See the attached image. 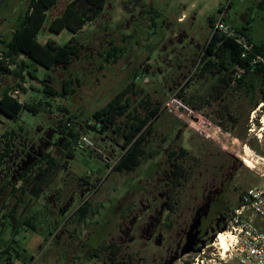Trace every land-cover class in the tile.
Returning a JSON list of instances; mask_svg holds the SVG:
<instances>
[{
    "label": "rangeland",
    "instance_id": "rangeland-1",
    "mask_svg": "<svg viewBox=\"0 0 264 264\" xmlns=\"http://www.w3.org/2000/svg\"><path fill=\"white\" fill-rule=\"evenodd\" d=\"M68 1H45L47 20L37 39L61 44L74 35L82 44L79 55L67 69L58 66L46 71L36 66L34 72L39 79L50 74L45 83L61 96L43 98L42 85L28 76L21 83L25 91L14 87L11 78L0 76V91L11 86L18 89L12 94L20 101L42 99L37 114L25 110L9 118L0 113V134L14 130L8 161L0 164V263L170 264L173 257L165 256L166 245L156 244L154 236L147 240L148 232L181 234L195 219L197 209L215 197L217 204L202 220V229L213 230L198 244V251L172 264L195 260L238 264L212 243L218 233L228 234L222 213L230 215L246 189L263 184L243 163L241 154L246 145L264 155V105L252 109L253 101L242 86H227L219 80L220 73L200 70L212 32L210 15L215 19L222 11L233 26L249 21L247 32L252 40L264 39L263 11L255 5L258 0H107L97 17L75 34L65 27L51 31L50 21ZM26 2L3 0L0 4V48ZM183 13L185 17L178 20ZM113 46L118 48L115 59L106 56ZM68 78L73 80V92L61 94L62 80ZM131 80L136 84L126 92L131 113L143 115L157 102L161 106L150 121L145 145L152 156L143 157L132 171L118 172L112 166L123 151L120 130H90L87 124H92L91 113ZM126 118L125 114L117 116V125ZM82 135L91 145L75 147L74 156L67 158V149ZM179 149L185 154L175 157L189 168L188 179L179 187L174 213L156 227L155 217L169 187L164 183L167 161L174 159L167 153ZM44 151H49L55 163L40 162L29 170V181H25L21 170ZM39 169L45 171L37 174ZM20 186L25 187L23 195ZM85 200L89 212L84 221H78L75 210ZM252 217L264 229V221ZM27 219L33 228L26 225ZM5 248L7 253L2 254Z\"/></svg>",
    "mask_w": 264,
    "mask_h": 264
},
{
    "label": "trees",
    "instance_id": "trees-1",
    "mask_svg": "<svg viewBox=\"0 0 264 264\" xmlns=\"http://www.w3.org/2000/svg\"><path fill=\"white\" fill-rule=\"evenodd\" d=\"M45 1L46 0H27L23 11L19 12L16 16L15 25L10 37L7 40H1L0 76L4 75L5 77L11 78L14 87H18L23 91H25V88L22 87L21 83L25 81V76L35 79L42 85V97L52 100L57 97V95H61L45 83L49 78L51 79V75L45 73V77L39 79L34 74L36 71L35 67H42L46 71H51L58 66L67 69L73 59L79 55L82 44L76 40L74 35H71L61 44H58L52 39H48L44 42H40L37 39L40 29L47 20L44 6ZM106 2L107 0H70L65 4L62 12L50 21L49 29L51 31H57L65 27L68 31L75 34L86 22L97 17ZM255 5L259 10L263 11L261 19L264 27V0H258ZM221 10H223V7H221ZM222 18L227 22L224 19L225 15H223ZM208 20L209 25L213 28L215 19L210 15ZM231 26L237 33L245 38L246 44H248L249 47L244 48L233 38L217 30L212 31L203 52L205 59L202 62L200 72H210L214 75L220 73L219 80L224 81L225 85L242 86L244 93L253 101L252 109H254L258 104L264 101V39L258 42L252 40L247 32L250 28L249 21H245L241 26ZM117 51L118 48L113 46L106 51V56L115 59ZM20 56L22 59L17 60ZM30 66H33V68L31 69ZM72 81L71 78L62 80L61 94L73 92L71 88ZM10 87L6 86L0 91V113L9 118H17L21 112L25 110L29 111L31 114L38 113L42 99L38 102L20 101L12 94L17 92L18 89ZM134 87H136V84L131 80L106 104L93 111L90 115L92 124H87L90 130L105 131L110 128H112L113 132L120 130L119 135H121L123 139L121 144L123 151L113 164V171H132L140 164L143 157L152 156L145 145L149 142L148 135L151 129L150 121L158 115L161 102L155 103V105L149 108L143 115L131 113L128 110L129 102L126 92L133 90ZM220 91L221 89L217 90L218 93ZM146 102L150 104L149 100L145 98V103ZM45 104L48 106L50 105L49 102H45ZM122 114H125L128 118L119 126L116 123V119L117 116ZM63 127L70 129L68 125ZM18 129H20V127ZM13 138L14 130H8V132L5 130L0 134V164L8 161L6 158H8L11 152L13 145L10 140H13ZM77 140L67 149L65 154L67 158H72L74 156ZM178 154H181V156L184 155L185 150L179 149L178 153L171 151L169 156ZM42 161H45L47 165H51L55 163L56 160L51 157L49 151H44L40 158H36L31 164L25 166L21 170L20 177L25 179V181H29L26 180L29 170ZM67 162L68 160L66 159L64 164H67ZM43 171H45V169H39L37 174L43 173ZM82 180L84 181L85 179L82 178ZM6 183L10 184L9 180H6ZM24 189V186L19 187L21 195L24 194ZM15 190L16 189L12 186L11 191L15 192ZM21 199L22 196L18 197L17 203ZM241 202L242 195L239 196L237 206L240 205ZM16 206L17 204H14L10 213L14 212ZM89 207L90 204L87 200L79 205L75 213L78 221H84L89 212ZM230 215L222 213L221 219L228 220ZM25 223L31 228L34 227L28 219L25 220ZM4 253H7V248L2 252V254ZM0 264H6V262L1 261Z\"/></svg>",
    "mask_w": 264,
    "mask_h": 264
},
{
    "label": "built area",
    "instance_id": "built-area-1",
    "mask_svg": "<svg viewBox=\"0 0 264 264\" xmlns=\"http://www.w3.org/2000/svg\"><path fill=\"white\" fill-rule=\"evenodd\" d=\"M222 11L219 12L213 23L212 31L217 30L224 35L233 38L244 48H248L245 38L237 33L233 27L223 20ZM91 145V142L84 136H80L75 147ZM241 159L263 184L252 186L242 194V202L233 209L227 220L224 236L226 250L229 258H234L238 264H264V229L255 224L252 216L264 221V155L256 154L248 146L244 145ZM246 210H249L248 214ZM219 235V233L217 234ZM216 235V237H217ZM212 243L217 245L218 240ZM191 264H199L197 260Z\"/></svg>",
    "mask_w": 264,
    "mask_h": 264
},
{
    "label": "flooded vegetation",
    "instance_id": "flooded-vegetation-1",
    "mask_svg": "<svg viewBox=\"0 0 264 264\" xmlns=\"http://www.w3.org/2000/svg\"><path fill=\"white\" fill-rule=\"evenodd\" d=\"M179 152V150L177 151V153ZM169 156V152L167 153ZM177 155H173L172 157L174 158L172 161H167L169 163V170H167L165 172V179H164V183L166 185H169L168 189L166 190V192L164 193V201L161 204V209L159 210L157 216L155 217V226L157 227L158 224L163 223V218L165 217H169L172 215V213H174L175 211V206L178 203V200L180 198V193L178 192L179 187L184 185L185 182H187V175L189 174V168L187 166H185V164L181 161H178L176 159ZM171 157V156H169ZM168 157V158H169ZM191 166L190 165V171H191ZM79 195H82V192H79ZM217 204L216 198H212L210 200L209 203L205 204V206L203 207H199L196 211V216L200 215V224L198 226V234H197V238L199 240H202L203 238H205L208 233L210 231L213 230V227H209V228H205L202 229V220L203 218L206 216L207 211L209 212L210 208L215 206ZM80 205V204H79ZM78 205V207H79ZM163 206V208H162ZM77 207V208H78ZM76 208V210H77ZM75 210V213H76ZM165 210V215H163ZM160 222V223H159ZM218 221L215 223V227H217L218 225ZM148 227V225L146 226ZM166 229H169L168 224H166ZM190 229V224L187 227L186 231L184 230V232H182L181 234L178 235V233L174 234V236H171L169 234H163V232L161 230L155 231L154 229L149 231L147 234V240L151 239L153 236L156 237V244L162 245L165 244V253L167 256L169 254V256L173 257L170 260V264H172L174 262V260H177L178 258L182 257L179 256V251L182 248V245L185 242L186 236L188 234V231ZM183 231V230H182ZM204 240V239H203ZM199 244V242L196 243V245L194 247H197ZM190 253V252H189ZM178 255L176 258H174L175 255ZM188 254V253H187ZM185 255V254H184ZM168 256V257H169ZM169 257V259H170ZM167 258H165L166 260Z\"/></svg>",
    "mask_w": 264,
    "mask_h": 264
},
{
    "label": "water",
    "instance_id": "water-1",
    "mask_svg": "<svg viewBox=\"0 0 264 264\" xmlns=\"http://www.w3.org/2000/svg\"><path fill=\"white\" fill-rule=\"evenodd\" d=\"M3 0H0V4ZM200 224V215L196 216L193 222L190 225V229L188 231V234L186 236L185 242L182 245L181 250L179 251V256H182L184 254H187L189 252L198 251L199 248L194 247L197 242L200 244H203L202 240H199L196 236L198 234V226ZM177 254L174 256L176 258L178 256Z\"/></svg>",
    "mask_w": 264,
    "mask_h": 264
},
{
    "label": "bare ground",
    "instance_id": "bare-ground-1",
    "mask_svg": "<svg viewBox=\"0 0 264 264\" xmlns=\"http://www.w3.org/2000/svg\"><path fill=\"white\" fill-rule=\"evenodd\" d=\"M262 105H264V101L262 102ZM263 119H264V114H263ZM263 129H264V120H263ZM216 239L218 240L217 245L220 246V248L225 251L226 250V241L222 233H219L217 235Z\"/></svg>",
    "mask_w": 264,
    "mask_h": 264
},
{
    "label": "crops",
    "instance_id": "crops-1",
    "mask_svg": "<svg viewBox=\"0 0 264 264\" xmlns=\"http://www.w3.org/2000/svg\"><path fill=\"white\" fill-rule=\"evenodd\" d=\"M184 15H185V14L183 13L181 16H179V17H178V20H180V19H182L183 17H185Z\"/></svg>",
    "mask_w": 264,
    "mask_h": 264
}]
</instances>
